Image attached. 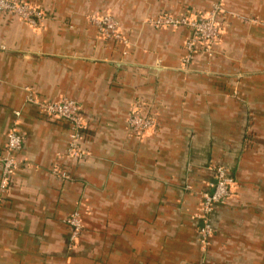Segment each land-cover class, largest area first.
<instances>
[{"label":"crops","instance_id":"1","mask_svg":"<svg viewBox=\"0 0 264 264\" xmlns=\"http://www.w3.org/2000/svg\"><path fill=\"white\" fill-rule=\"evenodd\" d=\"M19 1L46 21L0 16V151L14 127L24 139L0 193V264H264V0ZM219 1L213 55L181 68L189 30L150 21ZM106 14L125 45L99 35L91 17ZM64 98L86 124L81 159L70 124L31 102ZM141 106L156 123L135 136L127 118ZM218 166L234 195L204 253L196 214Z\"/></svg>","mask_w":264,"mask_h":264},{"label":"built area","instance_id":"2","mask_svg":"<svg viewBox=\"0 0 264 264\" xmlns=\"http://www.w3.org/2000/svg\"><path fill=\"white\" fill-rule=\"evenodd\" d=\"M224 14L221 5H215L205 15H192L185 13L179 17L168 14L160 15L151 20V25L157 29H180L187 28L191 34L185 42L186 55L182 59L181 68L187 69L194 61L197 54L205 52L213 55V47L223 33L221 16ZM14 16L32 28L44 29L46 16L37 8L19 0H0V16ZM92 22L98 29V33L106 38H113L126 43L119 31L118 22L110 16L94 17ZM5 47L0 44V52ZM42 111L45 116L51 119L67 121L71 126L69 155L81 159L84 153L80 147L82 131L86 127L81 118V107L76 101L62 99L58 102H39L31 100ZM155 119L151 115H144L137 108L128 114L127 127L130 132L142 135L154 128ZM24 145V139L20 132L14 127L7 137L5 149L0 151L1 180L0 193L6 194L10 188L12 176L18 166L15 153L19 152ZM234 178L229 169L225 166H218L214 169V179L210 184V190L200 194V207L196 218L201 222L199 229V243L202 251H208L212 238L215 234L213 226V215L219 206L227 204L233 198ZM71 228V239L76 242L83 231V223L79 213L73 214L68 219Z\"/></svg>","mask_w":264,"mask_h":264},{"label":"trees","instance_id":"3","mask_svg":"<svg viewBox=\"0 0 264 264\" xmlns=\"http://www.w3.org/2000/svg\"><path fill=\"white\" fill-rule=\"evenodd\" d=\"M218 4L219 5H225L224 4V2L223 1H219L218 2ZM209 12V11H208ZM208 12H206V13H208ZM206 13H203V14H198V15H205ZM188 14H190V13H188ZM222 17V16H221ZM222 20H221V18H220V22H221ZM222 26V25H221ZM157 29V28H156ZM180 29H182V28H180ZM187 29V28H186ZM170 30H178V29H170ZM189 30V29H188ZM189 32H190V30H189ZM190 34H191V32L189 33V36H190ZM189 36H188V38H189ZM102 38H106V37H102ZM187 38V39H188ZM106 39H108V40H110V39H113V38H106ZM113 40H115L116 42H118V43H121V44H124L123 42H121V41H118V40H116V39H113ZM125 45V44H124ZM184 48H185V46H184ZM184 58V57H183ZM140 111H141V113H143L144 115H151L154 119H155V117H154V115H152V113H150L149 111H147L146 110V108H145V106H141V107H137ZM136 108V109H137ZM81 118H82V116H81ZM83 119V118H82ZM84 121V120H83ZM152 130V129H151ZM86 131H87V129H86V127L83 129V131H82V139H81V141H80V147H82V145H83V143H84V141H85V136H86ZM143 134H145V132L144 133H142V135ZM133 135H135L136 136V134H133ZM233 190V189H232ZM233 195H234V192H233ZM231 201V200H230ZM229 201V202H230ZM228 202V203H229ZM227 203V204H228ZM227 204H225V205H227ZM222 206H224V205H222ZM222 206H219L218 207V209L219 208H221Z\"/></svg>","mask_w":264,"mask_h":264},{"label":"rangeland","instance_id":"4","mask_svg":"<svg viewBox=\"0 0 264 264\" xmlns=\"http://www.w3.org/2000/svg\"><path fill=\"white\" fill-rule=\"evenodd\" d=\"M104 16H110L109 14H106V15H97V16H92L91 17V21H92V18H94V17H104ZM110 17H112V16H110ZM100 35V34H99ZM101 37H102V35H101Z\"/></svg>","mask_w":264,"mask_h":264}]
</instances>
